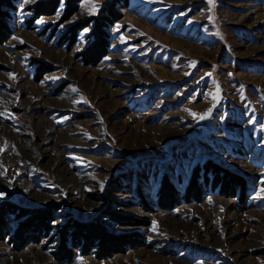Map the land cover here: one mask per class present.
I'll use <instances>...</instances> for the list:
<instances>
[{
    "label": "rangeland",
    "instance_id": "obj_1",
    "mask_svg": "<svg viewBox=\"0 0 264 264\" xmlns=\"http://www.w3.org/2000/svg\"><path fill=\"white\" fill-rule=\"evenodd\" d=\"M42 1L22 0L0 45V201L59 210L40 243L16 250L2 231L0 264H68L54 254L69 217L141 239L106 259L73 249L71 264H264V0H130L96 66L80 56L111 0L28 25ZM209 160L245 195L149 209L165 175L183 194Z\"/></svg>",
    "mask_w": 264,
    "mask_h": 264
},
{
    "label": "trees",
    "instance_id": "obj_2",
    "mask_svg": "<svg viewBox=\"0 0 264 264\" xmlns=\"http://www.w3.org/2000/svg\"><path fill=\"white\" fill-rule=\"evenodd\" d=\"M22 0H0V45L5 44L14 34L12 25L13 13L18 10ZM64 2L62 21L74 16L80 9L83 0H46L37 3L31 8L32 16L27 21L32 25L42 17L53 16ZM130 7V0H111L105 4L100 14L90 20L92 24L91 42L85 48L80 58L85 65L96 66L108 55L111 46V37L108 29L123 18V10ZM88 26L85 23L71 27L63 39L68 44L76 45L81 31ZM64 41H62L63 43ZM209 188L218 190L225 197H236L237 190L245 195L247 185L242 176L230 172L213 161H207L192 174L185 193L180 190L165 175L160 183L154 203L149 205L150 210L160 209L172 211L181 201L185 203L202 202L203 196ZM5 190L0 186V194ZM141 197H143L141 195ZM143 199V198H142ZM145 203V201H144ZM59 207H29L19 202L0 201V234L10 229L13 236L9 242L16 250H21L29 243H40L43 236L50 234L52 223L56 221ZM113 222L123 223L120 216H110ZM13 221V230L8 222ZM125 223V222H124ZM60 246L54 254L60 262L71 264L76 258L73 249H79L81 255L93 254L99 259H106L117 253H124L135 248L141 239L137 234L114 235L108 228L96 221H82L77 218H68L60 229ZM92 250H95L92 252Z\"/></svg>",
    "mask_w": 264,
    "mask_h": 264
},
{
    "label": "snow or ice",
    "instance_id": "obj_3",
    "mask_svg": "<svg viewBox=\"0 0 264 264\" xmlns=\"http://www.w3.org/2000/svg\"><path fill=\"white\" fill-rule=\"evenodd\" d=\"M25 3L30 2V0H24ZM209 2H211V0H209ZM93 11H96L95 8H93ZM43 21H38V23H42ZM211 112V109H209V113ZM208 115V113H205L203 116H201V119H204L206 116Z\"/></svg>",
    "mask_w": 264,
    "mask_h": 264
}]
</instances>
